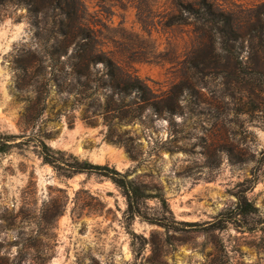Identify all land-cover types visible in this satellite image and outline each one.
<instances>
[{
  "label": "rangeland",
  "instance_id": "374dc122",
  "mask_svg": "<svg viewBox=\"0 0 264 264\" xmlns=\"http://www.w3.org/2000/svg\"><path fill=\"white\" fill-rule=\"evenodd\" d=\"M85 1L104 49L174 112L134 119L135 96L119 108L105 86L102 107L91 106L93 90L57 52L55 17L0 5V136H18L0 154V264H264V54L248 61L242 42L243 64L211 54L191 20L173 18V0ZM213 1L242 36L264 29V0ZM41 140L162 194L168 208L153 198L143 211L167 226L130 219L108 178L59 175L43 163ZM247 187L258 212L235 217ZM222 213L232 221L210 229Z\"/></svg>",
  "mask_w": 264,
  "mask_h": 264
},
{
  "label": "trees",
  "instance_id": "16d2710c",
  "mask_svg": "<svg viewBox=\"0 0 264 264\" xmlns=\"http://www.w3.org/2000/svg\"><path fill=\"white\" fill-rule=\"evenodd\" d=\"M8 2L26 5L30 12L37 15L42 14L45 18H48L50 14L55 17L57 21L51 30L56 34L57 41L62 40L63 43L62 52H59L60 47L57 52L60 56L67 55L73 63L74 74L79 79L84 78L86 80L85 91L93 90L90 94L91 106L102 107L97 93L105 86L111 91L110 101L114 102L116 95L120 97L118 102H114L119 108L123 103L124 96H135L140 107L135 110L136 114L132 117L134 119L141 118L145 109H152L160 116L174 112V107L168 105L165 97L158 96L139 76L123 67L114 58L115 54L112 51L107 52L104 49V44L100 42L98 35V33L100 34L99 30L87 18L89 7L85 0H0V5ZM170 9L174 10L172 14L174 19L193 22L197 35H200L199 37L203 40L201 43L209 46L213 55L218 54L224 58L222 55L224 54L225 58L243 64L242 53L244 50L236 47L239 42L248 45V61L264 54V29H257L249 34L248 38L242 36L241 29L237 26L231 12L213 0H173ZM258 20L260 21V19ZM70 47H72L71 53L69 52ZM99 64L103 65V75L100 79L93 80L92 72L96 70ZM199 66H196L198 72L209 73L206 71L207 68L200 69ZM236 68L238 70V67ZM236 73L233 71L230 76L239 77ZM110 101H108L106 109H109ZM17 137L15 135H1L0 154L10 152L16 145L14 141ZM38 147L43 163L53 167L61 176L72 178L78 174L86 173L97 174L110 179L126 197L127 212L130 219L141 217L151 224L167 226L162 219L151 217L143 211L144 202L153 198L158 199L164 208H168L167 200L162 194H150L145 188L129 180L127 175H123L115 168L95 164L88 160H80L77 156L68 155L65 151L52 148L43 140L40 141ZM249 189L247 187L236 194L237 205L235 211H232L235 212V217H248L258 212V208L247 197ZM232 219L228 213H222L214 222L210 223L209 227L212 230H223ZM181 223L186 226L193 225L186 222Z\"/></svg>",
  "mask_w": 264,
  "mask_h": 264
}]
</instances>
